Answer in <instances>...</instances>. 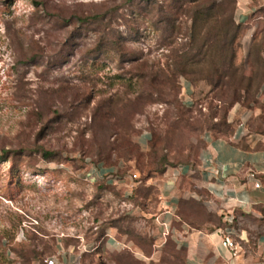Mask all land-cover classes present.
Here are the masks:
<instances>
[{"label": "rangeland", "instance_id": "1", "mask_svg": "<svg viewBox=\"0 0 264 264\" xmlns=\"http://www.w3.org/2000/svg\"><path fill=\"white\" fill-rule=\"evenodd\" d=\"M143 5L0 0V264H187L184 248L161 228L164 172L195 165L205 133L228 137L238 110L264 148V82L256 102H236L225 116L206 81L191 83L187 75L152 89L150 102H136L139 72L130 58L171 67L170 47L184 44L191 27L179 16L180 33L171 35L163 14L145 13ZM88 15L98 18L81 22ZM206 20L198 19L201 32L211 25ZM252 28L243 37L240 25L236 39L234 62L247 76L252 57L264 58V13ZM118 36L131 54L95 51L99 39ZM208 61L199 64L201 74ZM99 161L115 168L112 178L99 172ZM176 183L182 193L172 227L182 220L195 228L223 225L196 176ZM111 231L118 249L106 243Z\"/></svg>", "mask_w": 264, "mask_h": 264}, {"label": "crops", "instance_id": "2", "mask_svg": "<svg viewBox=\"0 0 264 264\" xmlns=\"http://www.w3.org/2000/svg\"><path fill=\"white\" fill-rule=\"evenodd\" d=\"M263 13L264 0H235L233 16L243 26V37L253 32L254 20ZM184 88L191 92L188 81ZM235 115L241 120L228 137L207 135L195 165L168 169L161 178V228L184 248L187 264H264V148L255 146L261 138L248 134L242 110ZM148 137L145 134L141 139ZM180 175L196 176L199 187L218 205L221 219L227 213L233 215L234 239L239 246L236 255L221 245L216 232L219 226L195 228L183 220L180 228L171 226L182 193L176 183ZM256 180L259 187L254 186ZM106 243L113 250L120 244L112 231Z\"/></svg>", "mask_w": 264, "mask_h": 264}, {"label": "trees", "instance_id": "3", "mask_svg": "<svg viewBox=\"0 0 264 264\" xmlns=\"http://www.w3.org/2000/svg\"><path fill=\"white\" fill-rule=\"evenodd\" d=\"M141 1L144 3L142 9L145 13H151L156 10L158 13L163 14L164 21L170 27L171 35L180 33L181 27L175 24L179 16L190 18L191 27L187 36L188 40L184 44L170 47L173 59L171 67H169V64H166L163 68L160 67L159 63L147 65L146 62L139 61V57H135V54L130 58L136 64H134V67L139 72V75H136L137 81L135 83L139 87L135 98L138 104H144L145 101L150 102L152 89H156L166 82L173 84L178 75H187V79L191 83L205 80L210 86V93H213L218 100L225 103L224 116L228 112V109L236 102H242L247 107L250 106L251 102H256L258 89L262 82H264V58L259 53L252 57L251 64L253 71L249 76L244 74L241 66L235 65L234 59L239 46L236 39L240 28V24L235 22L233 16L235 0H229V2L226 0ZM225 3H230L228 13H225ZM201 17L211 21L210 27L203 32H201L202 27H198V19ZM97 18L98 15H88L82 17L81 22L90 24ZM262 40L264 50V34ZM123 41L125 39H122L120 36L109 38L106 41L104 38L99 39L96 43L95 51L101 50L106 52L109 50L117 53L119 56L131 54L123 44ZM207 59H210V61L207 63L206 73L201 74L202 70L198 66ZM143 80L148 81L144 88L142 87L144 84L142 83ZM192 104H194L193 101L190 104L184 103L183 106L184 108H190ZM179 119L182 120L183 116L179 117ZM177 123L178 121H171L170 124L173 125L172 127H175L178 125ZM207 135L222 137L206 132L204 137L205 143ZM51 154L50 150L42 151L44 157H49ZM98 154L101 159L109 158V154L103 155L101 152ZM98 165H102V161H99ZM111 169L112 167L103 168L100 166L99 172L107 174L110 173ZM107 183H110L109 180H107Z\"/></svg>", "mask_w": 264, "mask_h": 264}, {"label": "built area", "instance_id": "4", "mask_svg": "<svg viewBox=\"0 0 264 264\" xmlns=\"http://www.w3.org/2000/svg\"><path fill=\"white\" fill-rule=\"evenodd\" d=\"M115 168H112L110 173H109V178H112V175L115 173ZM136 175H134L135 177ZM253 174H250V177L253 178ZM259 181L256 180L254 182L255 187H259ZM233 220L234 217L231 213H227L226 215L223 216V225L219 226L216 229L217 234L220 237V243L223 247L227 248L233 255H236L237 252L239 251V246L238 243L234 239V226H233ZM57 259L56 258H51L48 260L49 264H56Z\"/></svg>", "mask_w": 264, "mask_h": 264}]
</instances>
